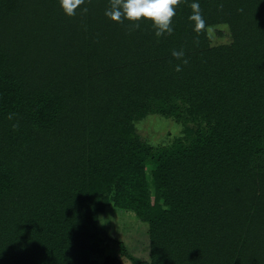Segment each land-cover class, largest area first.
<instances>
[{
	"label": "trees",
	"instance_id": "obj_1",
	"mask_svg": "<svg viewBox=\"0 0 264 264\" xmlns=\"http://www.w3.org/2000/svg\"><path fill=\"white\" fill-rule=\"evenodd\" d=\"M108 7L0 0V264H121L94 256L108 202L147 223L135 264H264V0H182L159 38Z\"/></svg>",
	"mask_w": 264,
	"mask_h": 264
},
{
	"label": "rangeland",
	"instance_id": "obj_2",
	"mask_svg": "<svg viewBox=\"0 0 264 264\" xmlns=\"http://www.w3.org/2000/svg\"><path fill=\"white\" fill-rule=\"evenodd\" d=\"M218 29L222 34L217 33ZM210 38L213 43L226 41L229 38V31L226 27L218 25L210 30ZM152 119L142 123L139 133L146 139L151 136L154 140L167 139L169 134L165 135V130L156 129L157 122ZM103 209L91 228L94 233L91 240L98 244V251L94 256L102 260L109 255L118 257L121 264H135L130 258L125 257L126 251L136 259L149 260L147 223L141 221L134 212L115 207L109 202Z\"/></svg>",
	"mask_w": 264,
	"mask_h": 264
},
{
	"label": "clouds",
	"instance_id": "obj_3",
	"mask_svg": "<svg viewBox=\"0 0 264 264\" xmlns=\"http://www.w3.org/2000/svg\"><path fill=\"white\" fill-rule=\"evenodd\" d=\"M182 0H109V7L105 10V16L117 23H123L125 20L130 22L131 28L138 29L139 21H150L155 28V36L161 37L164 34L172 35L174 29L171 26L172 20L176 15V8L181 4ZM85 3V0H59L60 7L64 13L69 16H75L76 10ZM192 14L189 20L194 23V30L200 32L205 27V20L199 3L193 2L190 5ZM222 10L223 4L218 5ZM88 9H82V14H86ZM172 56L176 59L184 57L183 50H173ZM183 64H187L188 60L183 59ZM174 71H182L180 65L175 66ZM15 114H9L8 119L11 120ZM13 129L19 127V124H13Z\"/></svg>",
	"mask_w": 264,
	"mask_h": 264
}]
</instances>
